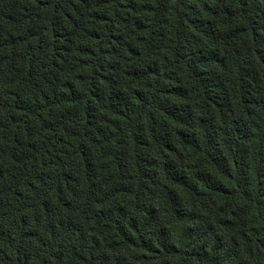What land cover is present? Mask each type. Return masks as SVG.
<instances>
[{
  "label": "trees",
  "instance_id": "obj_1",
  "mask_svg": "<svg viewBox=\"0 0 264 264\" xmlns=\"http://www.w3.org/2000/svg\"><path fill=\"white\" fill-rule=\"evenodd\" d=\"M0 264H264V0H0Z\"/></svg>",
  "mask_w": 264,
  "mask_h": 264
}]
</instances>
